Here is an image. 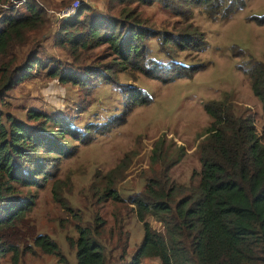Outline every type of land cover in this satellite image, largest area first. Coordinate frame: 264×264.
<instances>
[{"label": "rangeland", "instance_id": "obj_1", "mask_svg": "<svg viewBox=\"0 0 264 264\" xmlns=\"http://www.w3.org/2000/svg\"><path fill=\"white\" fill-rule=\"evenodd\" d=\"M36 1L45 7L48 24L31 32L27 44L16 48V63L38 47L43 61L56 62L75 75L78 83L61 82L45 75V69L35 67L32 76L7 91L2 109L23 120L31 108L61 116V125L49 120L44 122L45 128L54 131L74 127L79 140L68 134L60 137L63 152L50 154L45 181L41 186L21 188L34 204L14 227L15 243L20 247L18 261L13 262L11 253H7L0 264H77L76 247L69 245L67 237L75 240L77 226H92L100 219L105 221L100 240L105 244L108 264H118L119 227L129 234L124 260L130 259L143 236L130 197L143 191L149 180H163L164 173L177 185L185 186L200 170L198 145L211 122L203 102L223 99L232 103L236 113H250L264 144V111L252 93L250 78L241 69L247 67L248 59L264 61V25L255 20L264 15V0H244V6L236 4L224 18H211L204 5L187 8L182 0H175L182 5L178 12L158 0L148 4L135 0H79L80 5L87 2L88 13L92 14L122 18V10H135L142 24L154 31L146 39L151 55L165 62L168 59L164 51L171 52L174 47L164 45L163 38L168 34L201 33L206 41L202 50L174 53L184 64L200 63L203 67L189 77L169 82L130 69L107 73L105 79L87 74L85 65L109 61L116 64L107 44L72 58L55 44L51 33L60 20L56 11L59 4ZM73 1L64 0L62 7ZM19 7L25 10L23 5ZM0 9L5 7L0 4ZM109 189L118 193L120 200L110 197ZM147 221L154 229L163 230L152 216H147ZM38 234L50 236L66 260L60 261L58 256L35 246L32 239Z\"/></svg>", "mask_w": 264, "mask_h": 264}, {"label": "trees", "instance_id": "obj_2", "mask_svg": "<svg viewBox=\"0 0 264 264\" xmlns=\"http://www.w3.org/2000/svg\"><path fill=\"white\" fill-rule=\"evenodd\" d=\"M20 1L0 0L5 7L0 9V259L11 253L13 262L18 261L20 252L14 227L34 204L33 198L21 188L41 186L45 181L50 154L63 152L60 137L68 134L79 140L74 127L54 131L45 128L44 122L49 120L61 125V116L31 108L23 120L2 109L7 91L32 76L35 67L45 69V75L61 82L78 83L75 75L56 62L43 61L38 47L16 63V48L27 44L31 32L48 24L43 5L36 0ZM135 1L148 4L155 0ZM182 1L187 8L204 5L211 18L218 15L224 18L236 4L239 7L245 4L244 0ZM158 2L174 12L182 9L175 0ZM20 5L24 11L19 9ZM88 10L85 2L72 16L57 20V28L51 32L55 44L72 58L78 59L81 54L107 44L116 64L109 61L85 65L87 74L105 79L107 73L130 69L169 82L189 77L203 67L200 63L184 64L174 53V50H202L206 41L201 33L168 34L163 38L164 45L174 47L171 52L164 51L168 59L165 62L151 55L146 39L154 31L142 24L135 10H122V18L92 14ZM255 20L264 25V15L256 16ZM245 63L247 67L241 68L242 72L250 78L252 93L264 111V61L248 59ZM202 106L211 122L198 145L200 170L193 173L185 186L177 185L164 173L163 180H149L143 191L130 197L143 236L130 259L124 260L129 234L119 227L118 264H142L149 258L159 264H264V144L250 113H236L232 103L223 99H210ZM108 191L110 197L120 200L113 189ZM147 216L159 221L163 230L154 229ZM104 225L105 221L100 219L92 226H77V238L67 237L69 245L76 247L77 264H108L105 244L100 240ZM32 240L42 252L66 260L58 244L47 234H38Z\"/></svg>", "mask_w": 264, "mask_h": 264}, {"label": "built area", "instance_id": "obj_3", "mask_svg": "<svg viewBox=\"0 0 264 264\" xmlns=\"http://www.w3.org/2000/svg\"><path fill=\"white\" fill-rule=\"evenodd\" d=\"M20 2H23V0H21ZM79 5H80V1L74 0L71 4H69L68 6H65L57 13L58 17L63 18V17L72 16L78 9Z\"/></svg>", "mask_w": 264, "mask_h": 264}, {"label": "crops", "instance_id": "obj_4", "mask_svg": "<svg viewBox=\"0 0 264 264\" xmlns=\"http://www.w3.org/2000/svg\"><path fill=\"white\" fill-rule=\"evenodd\" d=\"M62 1H64V0H53V2H55V3H58L59 4V8H56V11H60L62 8H64V7H62V6H60V4H61V2ZM58 9V10H57ZM50 11H52V10H50ZM54 11V10H53ZM55 12V11H54ZM142 264H159L158 263V261L156 260V259H145L143 262H142Z\"/></svg>", "mask_w": 264, "mask_h": 264}]
</instances>
